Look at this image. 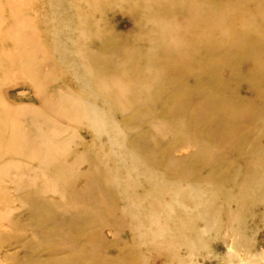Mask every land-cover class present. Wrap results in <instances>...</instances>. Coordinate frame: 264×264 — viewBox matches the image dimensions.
Masks as SVG:
<instances>
[{
  "label": "rangeland",
  "instance_id": "374dc122",
  "mask_svg": "<svg viewBox=\"0 0 264 264\" xmlns=\"http://www.w3.org/2000/svg\"><path fill=\"white\" fill-rule=\"evenodd\" d=\"M198 1L218 34L228 0ZM233 1L250 48L207 42L213 65L183 73L191 51L154 37L162 1L0 0V264H264V173L242 179L264 148V0ZM177 7L190 47L196 12Z\"/></svg>",
  "mask_w": 264,
  "mask_h": 264
},
{
  "label": "bare ground",
  "instance_id": "6f19581e",
  "mask_svg": "<svg viewBox=\"0 0 264 264\" xmlns=\"http://www.w3.org/2000/svg\"><path fill=\"white\" fill-rule=\"evenodd\" d=\"M141 1H143V0H141ZM146 1V0H145ZM148 1V0H147ZM151 1H153V2H156V3H158V2H160V1H162V2H164V7L166 8V10L168 11V14H167V16H165L166 18L164 19V17H160V18H158L156 21H157V26L155 27L156 29H155V31H154V37L155 38H157V39H161V40H170V38L172 37V41H174V43H175V47H176V49H181V46H183L185 49L187 48L188 50H190L191 51V53L189 52V51H187V50H185V51H187V52H189L191 55H194L193 57H192V59L191 60H188V58H187V55H189V54H185V53H183V55H181L182 56V60H183V65H182V68H181V70L183 71V73H189L190 71L192 72V71H194V69H198V67H199V64H198V62H197V60L198 61H200L201 63H203V66L202 67H206V68H208V67H211V65H213V63L215 62V61H213V58H211L210 57V55H209V52H208V48L205 46V44H207V42H209L210 44H212L213 46H219V44H221V43H224V42H229L230 41V43L231 44H233V45H235V46H237L236 47V49H238V50H240L241 52H242V56H244V54L247 52V49H249L250 48V46H251V44L250 43H247V42H244L243 40H242V38L240 37V35H241V32H242V30L244 29V27L246 26V23H250V20L252 21V23H254V21H253V19H252V17H250V15H248V13L247 12H243V13H241V15H238V14H235L234 13V9L236 8V5L234 4V1L233 0H228V1H226V2H224L222 5H221V13H219V14H217L216 16H215V19H216V24L218 25V28H219V30H220V32H218V34H216V35H212L211 33V28L209 27L210 26V24H207V25H203L204 23H203V21H204V19H205V17H207V16H209V15H211V12L209 11V10H205V11H202V10H200V11H198V5H199V1L198 0H151ZM178 3H181V5L182 4H184V6L186 5V6H188L189 8H191V9H193V12L191 13L192 15H193V13L194 12H196V16H197V22L199 23V25H200V28L199 29H197V30H195V31H192V32H190V33H187L186 34V37L187 38H189V40H190V42H191V46L190 47H185V44L183 43V41H181V40H175L174 39V37H173V33H175V30H176V27L174 26V23H173V20L175 19V17H176V15L178 14V7H177V4ZM204 7V6H203ZM200 8V7H199ZM190 11V10H189ZM191 16V15H190ZM190 21V20H189ZM160 24H161V26H160ZM259 24H261V29L260 30H257V37H258V39H259V42H261L262 41V38L264 37V13H263V18L261 19V20H259ZM246 30V29H245ZM171 41V40H170ZM20 42V41H19ZM179 42V43H178ZM114 44V43H113ZM111 49H114V50H116L117 51V48H116V45L114 46V47H112ZM213 51V50H212ZM231 51V50H230ZM214 52V51H213ZM213 52H210V53H213ZM232 52V51H231ZM226 53V52H225ZM260 54V53H259ZM204 58H205V60H204ZM189 61H191V63H192V61H193V63H192V65H190L189 64ZM143 63V62H142ZM143 66V65H142ZM201 66V65H200ZM192 67H195L193 70L191 69ZM201 67V68H202ZM29 70V69H28ZM32 70V69H31ZM105 77H106V75H105ZM254 79V78H253ZM251 80V83H254V81L255 80ZM200 86V85H199ZM111 90H112V87L110 88ZM194 90H195V88H194ZM113 92V91H112ZM114 94V93H113ZM193 94H194V92H193ZM197 94V93H196ZM199 94V93H198ZM183 96V95H182ZM182 96H179V102H182ZM47 100V99H46ZM120 100V99H119ZM190 100V99H189ZM48 101V100H47ZM46 102V101H45ZM210 102V101H209ZM240 102V103H239ZM238 104H237V106L236 105H232V107L230 106V105H226V103L225 104H222V102H220L219 100L218 101H213L212 103H210L211 105H213V107H215V108H218V109H220L223 113H225V116L227 115V116H229V117H231L232 116V113H234V112H238V111H241L242 113H244L245 111H247L248 110V108H246L247 106H246V104L245 103H243L241 100H239L238 102H237ZM46 104H49V102L48 103H46ZM186 104V103H185ZM48 106V105H47ZM46 106V107H47ZM178 107V106H177ZM45 108V107H44ZM179 108V107H178ZM204 108V107H203ZM214 108V109H215ZM209 109H211V108H209ZM172 110V109H171ZM176 110V109H175ZM207 110V109H206ZM212 110V109H211ZM216 110V109H215ZM217 111H219V110H217ZM216 112V111H215ZM209 113V112H208ZM217 113V112H216ZM220 113V112H219ZM192 115H194V116H196L197 118L201 115V112L199 111V110H197V109H195V110H193L192 111ZM258 115H259V113H258ZM226 116V117H227ZM183 119V118H182ZM2 120V119H1ZM229 120V119H228ZM254 120V119H253ZM202 121V120H201ZM206 121V120H205ZM219 121V120H218ZM227 121V120H226ZM256 122V121H255ZM222 123V122H221ZM220 123V124H221ZM226 123H228V122H226ZM186 124V123H185ZM217 124V123H216ZM174 125V127H175V129H177V131H179L180 130V125L178 124V123H176V124H173ZM208 126V125H207ZM252 126V125H251ZM254 127H256L257 129H259V130H262V131H264V120L263 121H259V122H257V123H255L254 125H253ZM184 127H187V126H184ZM211 127V126H210ZM216 128V127H215ZM233 127L231 126V127H227L226 129H225V133H224V137H223V140L226 142V143H231L232 142V139L230 138V134H232L231 132L233 131H231V129H232ZM185 130V129H184ZM224 130V129H223ZM213 132V131H212ZM216 132H217V130H216ZM219 133L221 132V130H219L218 131ZM218 132L216 133V134H218ZM196 133V132H195ZM214 133V132H213ZM183 134V133H182ZM211 133H209V135H210ZM212 135V134H211ZM210 135V136H211ZM201 136V135H200ZM218 136V135H217ZM222 136V135H221ZM220 136V137H221ZM237 136V135H236ZM199 137V136H198ZM212 137H215V135L214 136H212ZM219 136H218V138H220ZM217 138V137H216ZM218 138H217V140H218ZM222 138V137H221ZM237 138V137H236ZM196 140H198V139H196ZM139 145V144H138ZM222 145V144H221ZM143 146V145H142ZM256 146V148H258V145L256 144L255 145ZM141 147V146H140ZM207 150V149H206ZM142 151V150H141ZM144 152V151H143ZM200 152V151H199ZM145 153V152H144ZM154 154V153H153ZM150 155V154H149ZM205 156H207V154H205ZM252 156V155H251ZM217 157V156H216ZM202 159V158H201ZM161 160V159H160ZM160 160H158V162L160 161ZM222 160V159H221ZM242 163H243V166H244V168H246L247 170H248V168H249V170L248 171H252L253 173H255V175L256 176H258V175H260V177H258V178H253V177H251V179H248L247 180V178L245 177V176H242V179H243V183H246V182H248V181H253L254 182V184H256L257 183V181L260 179V178H262V174L261 173H264V148H258V153H253V157L252 158H244L243 160H242ZM219 165H221L220 163H219ZM57 166H59V165H57ZM60 167V166H59ZM58 167V168H59ZM163 167V166H162ZM169 167V166H168ZM167 167V168H168ZM166 168V169H167ZM60 169H61V167H60ZM164 169V168H163ZM182 170V169H181ZM180 171V170H179ZM185 171V170H184ZM182 172V175H181V178H185V177H188V171H185V172ZM194 171V170H193ZM231 173H233V172H226L223 176H224V178L223 179H225L226 181H231L232 180V176L230 175ZM171 175V174H170ZM172 176V175H171ZM206 179L210 182V183H212L213 182V176L211 175V174H208L207 176H206ZM206 180V181H207ZM91 189V188H90ZM101 189H103V188H101ZM93 190V189H92ZM96 190V189H95ZM82 191H84V190H82ZM99 191V190H98ZM102 191V190H101ZM100 191V192H101ZM103 191H104V189H103ZM106 191V190H105ZM86 192V191H85ZM92 192V191H91ZM90 192V193H91ZM83 193V192H82ZM102 193V192H101ZM86 194V193H85ZM94 194V193H93ZM98 194V193H97ZM79 195V194H78ZM107 195V194H106ZM77 196V195H76ZM100 196H102L101 194H100ZM103 196H105V195H103ZM90 197V196H89ZM74 198H77V197H74ZM83 198V197H82ZM82 198H81V200H82ZM99 198H101V197H99ZM107 198V197H106ZM72 199V198H71ZM89 199V198H88ZM105 199V198H104ZM92 200V199H91ZM108 200V199H107ZM72 201V200H71ZM100 201V200H99ZM36 202V201H35ZM82 202V201H81ZM108 202H110V201H108ZM100 203V202H99ZM33 204V203H32ZM71 204L73 205V203L71 202ZM101 204V203H100ZM109 204V203H108ZM35 205H36V203H35ZM72 205H71V207H72ZM76 205V204H75ZM111 205V204H110ZM41 206V205H40ZM44 206V205H43ZM82 207V206H81ZM81 207H79L80 209H81ZM51 207H49V209H50ZM84 208V207H83ZM109 208V207H108ZM38 209H39V207H38ZM72 209H73V207H72ZM77 209V208H76ZM85 209V208H84ZM84 209H81L79 212H81L82 210L84 211ZM36 210V209H35ZM106 210V209H105ZM110 210V209H109ZM40 211V210H39ZM38 211V212H39ZM46 211V210H45ZM48 211V210H47ZM50 211V210H49ZM54 211V210H53ZM86 212H89V210L88 209H86L85 210ZM70 212V211H69ZM73 213V212H72ZM50 215V214H49ZM98 215V214H97ZM100 215V214H99ZM98 215V216H99ZM33 216V215H32ZM63 216V215H62ZM68 216V215H67ZM48 217H50V216H48ZM52 217H54V216H52ZM61 217V216H60ZM59 217V218H60ZM83 217H85V215H83ZM100 217V216H99ZM56 218V217H55ZM98 218V217H97ZM50 219H53V218H50ZM78 219V218H77ZM85 219V218H84ZM93 219V218H92ZM68 221H69V219H67ZM95 220H96V217H95ZM42 221V220H41ZM70 221H72L71 219H70ZM74 221V220H73ZM96 222V221H95ZM100 221H98L97 223H99ZM57 223V222H56ZM69 224H70V222H68ZM67 223V224H68ZM72 223V222H71ZM80 223V222H79ZM82 223V222H81ZM55 224V223H54ZM68 224V225H69ZM37 224H35V226H36ZM50 225H52V224H50ZM62 225V224H61ZM60 225V226H61ZM45 226H47L48 227V225H46L45 224ZM54 226V225H53ZM34 227V226H33ZM55 227V230H56V227H57V225L56 226H54ZM91 227V226H90ZM41 228H43L42 226H41ZM58 228V227H57ZM86 228V227H85ZM65 229V228H64ZM80 229V228H79ZM66 230V229H65ZM81 230V229H80ZM91 230V229H90ZM61 231H63V230H61ZM74 231V230H73ZM88 231V230H87ZM85 232V231H84ZM70 233V232H69ZM65 234V233H64ZM72 234V233H71ZM60 235V234H59ZM72 235H74V234H72ZM65 236H66V234H65ZM67 237V236H66ZM48 238V237H47ZM53 238H56V237H53ZM63 238V237H62ZM68 238V240H69V238L71 239V237H67ZM75 239H76V237H74ZM79 238V237H78ZM43 239H41L40 241H42ZM73 240V238L70 240V241H72ZM77 240V239H76ZM57 241V240H56ZM64 241V240H63ZM89 241V240H88ZM48 242V241H47ZM52 242V241H51ZM65 243H66V241H64ZM69 242V241H68ZM75 243H77V242H75ZM84 243H85V241H84ZM88 243V242H87ZM97 243V242H96ZM67 244V243H66ZM71 245H72V243H71ZM77 245V244H76ZM90 245V244H89ZM51 246V245H50ZM68 246V245H67ZM83 246H86V244L85 245H83ZM91 246V245H90ZM48 247V246H47ZM70 247V246H69ZM72 247V246H71ZM83 248V247H82ZM92 249L91 250H93V248L94 247H91ZM60 249V248H59ZM84 249V248H83ZM85 250V249H84ZM84 250H82V252L84 251ZM55 252V251H54ZM57 252V251H56ZM75 252V251H74ZM76 253V252H75ZM79 253H81V252H79ZM72 254V253H71ZM70 254V256H71V258H72V255ZM127 254H128V252H127ZM69 254H66V258H67V256H68ZM129 255V254H128ZM75 256V255H74ZM73 256V257H74ZM78 256V255H77ZM60 257H62V256H59V258ZM50 258H52V256L50 257ZM49 258V259H50ZM54 259H56L55 258V256L53 257ZM66 258H65V260H63V261H66L67 262V260H66ZM70 258V259H71ZM77 258V257H76ZM62 259H64V257L62 258ZM53 260V259H52ZM73 260V259H72ZM48 261V260H47ZM50 261V260H49ZM58 261H59V259H58ZM57 261V262H58ZM61 261V260H60ZM69 261V260H68ZM55 262V261H54ZM56 262V263H57ZM69 262H71V261H69ZM73 262H75V259H74V261ZM72 262V263H73ZM55 263V264H56ZM59 263V262H58ZM63 264H64V262H62ZM71 263V264H72ZM48 264H50V263H48ZM67 264H69V263H67ZM75 264V263H74ZM78 264V263H77Z\"/></svg>",
  "mask_w": 264,
  "mask_h": 264
}]
</instances>
